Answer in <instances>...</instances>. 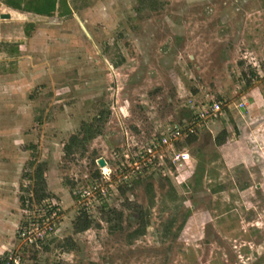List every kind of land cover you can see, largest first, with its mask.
I'll return each instance as SVG.
<instances>
[{"label":"rangeland","instance_id":"374dc122","mask_svg":"<svg viewBox=\"0 0 264 264\" xmlns=\"http://www.w3.org/2000/svg\"><path fill=\"white\" fill-rule=\"evenodd\" d=\"M72 3L66 16L0 19V182L10 184L0 197L30 205L21 198L42 166L48 199L36 205L63 215L45 246L20 251L22 264H264V150L214 142L220 132L229 138L233 122L243 126V113L179 143L189 167L176 169L166 148L163 162L137 170L126 157L186 119L189 101L226 110L246 86L264 97V0ZM97 117L101 134L65 155L69 138ZM250 156L254 164L231 162ZM94 184L103 192L89 200L93 223L76 234L73 192ZM138 207L147 228L131 239ZM110 210L122 212L121 228Z\"/></svg>","mask_w":264,"mask_h":264},{"label":"built area","instance_id":"2783aa9c","mask_svg":"<svg viewBox=\"0 0 264 264\" xmlns=\"http://www.w3.org/2000/svg\"><path fill=\"white\" fill-rule=\"evenodd\" d=\"M188 104L194 111V122L190 125L172 126L166 129L156 142L147 144L142 148V151H133L131 157L126 156L133 165L132 170H137L140 166L145 168L163 162L166 155L163 153L162 148L167 149L168 160L176 169L190 166L189 153L185 150H177L176 146L189 136H197L200 128L207 127L208 124L219 120L223 114V105L221 102L215 101L200 103L189 101ZM238 108H244V104H239ZM102 192V189L94 184L86 189L82 188L77 192H73V195L79 207H83L87 211V207L90 205L89 200L95 199L96 196L101 197ZM24 203L30 204L27 199ZM23 209L26 216L16 230V240L19 242L20 247L2 254L0 264H22L20 251L44 246L55 235L63 216L59 206L53 203L41 206L31 201V204L26 205ZM27 214L29 215L27 216Z\"/></svg>","mask_w":264,"mask_h":264},{"label":"crops","instance_id":"0c3cea01","mask_svg":"<svg viewBox=\"0 0 264 264\" xmlns=\"http://www.w3.org/2000/svg\"><path fill=\"white\" fill-rule=\"evenodd\" d=\"M10 1L7 3L1 2L0 5L2 8H0V14H8L10 15V18L16 19H22V20H28L27 14L28 12L32 11H26L25 13L23 10H19L16 8H13L11 5L19 4L20 6L24 5H55V11L52 12L55 13L58 10H60V13H63L62 15H65L69 12L68 7L72 5L73 0H16ZM21 2V3H19ZM62 8V10H61ZM37 16V15H36ZM41 17L49 16V15H40ZM249 89V90H248ZM246 93L243 94L241 97V101L238 104H235L233 106L228 105L227 109L224 110L225 107L222 108V117L227 119L228 116H231L235 109L239 110L241 113H243L246 117L247 122L243 125H237L233 122V125H235L233 133L227 138V132L225 134V137H222V133L220 132L217 137H214V142L216 147H226L227 145L231 146L233 150L237 151H254L257 152L259 150H264L260 147V145L263 144L264 139V97L261 95L259 90L257 88L250 89L249 87L246 88ZM248 95V96H247ZM249 97V98H248ZM194 101V100H193ZM244 104V108L239 109V104ZM189 106V104H188ZM190 108V106H189ZM191 112H187L184 114L186 119L180 120L181 122L178 124H174L173 126H184V125H190L194 122V111L190 108ZM228 110V111H227ZM226 115H225V114ZM224 115V116H223ZM233 119V116H231ZM215 122L208 124L207 127L200 128L201 132L202 129H204V132L201 133V135L206 136L212 133L213 131H209L210 129H219L220 122L217 124ZM200 136V135H199ZM199 138H197V141ZM223 147V148H224ZM264 153H261L263 155ZM233 163H241L244 165L254 164L253 160L251 159V156L247 159L245 158H234L231 160ZM1 186H10L9 182H0ZM13 185V184H12ZM17 189V187H16ZM15 189V192H16ZM20 203L16 195H13V198L11 197H0V256L4 254L5 252L17 248L19 249L20 245L19 242L16 240V230H17V223L19 219L20 214ZM23 209V208H22Z\"/></svg>","mask_w":264,"mask_h":264},{"label":"trees","instance_id":"16d2710c","mask_svg":"<svg viewBox=\"0 0 264 264\" xmlns=\"http://www.w3.org/2000/svg\"><path fill=\"white\" fill-rule=\"evenodd\" d=\"M21 3V2H19ZM13 8L23 10V11H32L37 15H50L55 11V5H24L20 6L19 4L11 5ZM254 73H251L252 77ZM247 88L250 86H246ZM103 125V119L101 117H97L94 121L90 123H82L80 130L77 134L72 135L68 142L63 147V152L65 155L69 156L73 154L74 148H81L84 144L91 142L93 139L98 137L101 134ZM197 142V136H189L184 140V145L189 146ZM80 146V147H79ZM180 145H178L179 147ZM198 152L199 150L196 149ZM95 177L98 176V173H95ZM31 180L33 181L30 190H27L28 198H26L29 202L33 201L35 204H40L42 201L48 199L46 192V182L44 179V171L42 166H37L32 174ZM24 197L21 198L23 202L26 200ZM136 211L138 217V227L131 233V239H136L145 234V230L147 228L148 220L143 213L140 207L137 208ZM109 214H112L114 219L116 220V227L121 228V222L123 214L120 211L110 210ZM93 223V219L91 215L88 214L85 208L79 207L76 218L72 223L74 233H83L87 231ZM66 245L73 248L72 240L67 239ZM45 246V245H44Z\"/></svg>","mask_w":264,"mask_h":264},{"label":"water","instance_id":"95a60500","mask_svg":"<svg viewBox=\"0 0 264 264\" xmlns=\"http://www.w3.org/2000/svg\"><path fill=\"white\" fill-rule=\"evenodd\" d=\"M0 19H2V20L10 19V15H8V14H0ZM98 164H99L100 167H104L105 162L102 159H100L98 161Z\"/></svg>","mask_w":264,"mask_h":264}]
</instances>
